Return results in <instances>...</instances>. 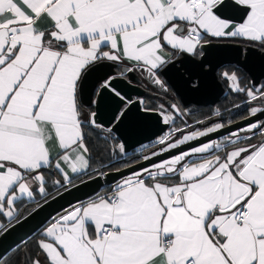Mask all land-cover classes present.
Returning a JSON list of instances; mask_svg holds the SVG:
<instances>
[{
    "label": "snow or ice",
    "instance_id": "6c2138e0",
    "mask_svg": "<svg viewBox=\"0 0 264 264\" xmlns=\"http://www.w3.org/2000/svg\"><path fill=\"white\" fill-rule=\"evenodd\" d=\"M214 44L245 56L219 76L247 123L117 87L136 77L167 96L177 63L203 68ZM252 51L264 55V0H0V242L65 193L120 175L0 264H264V68L249 67ZM106 98L119 105L108 127L92 110ZM133 104L163 126L139 155L116 136Z\"/></svg>",
    "mask_w": 264,
    "mask_h": 264
},
{
    "label": "water",
    "instance_id": "95a60500",
    "mask_svg": "<svg viewBox=\"0 0 264 264\" xmlns=\"http://www.w3.org/2000/svg\"><path fill=\"white\" fill-rule=\"evenodd\" d=\"M247 59L249 67L259 77L261 68H264V55L252 51L247 54ZM238 60L244 61L245 56L237 51V46L214 44L205 54L203 68H200L199 64L190 59H185L183 64L177 63L165 79L182 105H191L193 106L192 109L197 106H213L225 93V88L218 77L220 67L227 64L235 65ZM131 79V84L117 81V87L133 100L138 98L145 99L146 96H149L147 89L142 86L143 81L149 84L147 80L141 81L136 77H131ZM260 79L264 80V77H260ZM196 84H198V87L195 86ZM151 86L155 87L154 85ZM118 106V102L107 98L102 104L93 106L92 110L97 112V122L102 123L105 127L110 126ZM140 107L142 106L132 105L129 118L120 125V130L116 132V136L123 138L126 142L128 153L133 152L137 147L152 142L163 130V126L159 123V117L149 114L147 118H143L145 114L140 111ZM240 121L247 123L243 118ZM199 126L202 127L201 125ZM119 178L120 175L116 174L114 177H109L107 181L90 182L87 185H81L79 189H73L71 193H65L62 198H58L45 206L43 211L34 219H30L24 228L18 229L7 240L0 242V254L5 255L8 253L15 247L20 237L24 236L27 239L26 233L33 229H38V226L42 227L43 223H47L48 218L56 215L58 211H63L70 203L75 204L77 200H86L88 196L94 195L97 191L106 187L109 182L114 183ZM10 246H12L11 249Z\"/></svg>",
    "mask_w": 264,
    "mask_h": 264
},
{
    "label": "trees",
    "instance_id": "16d2710c",
    "mask_svg": "<svg viewBox=\"0 0 264 264\" xmlns=\"http://www.w3.org/2000/svg\"><path fill=\"white\" fill-rule=\"evenodd\" d=\"M233 66H234V64H227V65L220 67V69L218 71V76H219V73H221L223 71L231 70L233 68ZM219 79L221 80V82L225 88V93L223 94L221 99L215 105H213V107L211 105L206 106V107L198 106L197 107L198 109H196V110L194 109L195 110L194 113H195L197 118L206 119L207 117H209L208 114H210L214 108L226 110V109L232 107L233 105L242 102V97L230 92L227 82L224 81L223 79H221L220 76H219ZM145 101L147 103H151L153 105H158L157 101L153 97H151L150 95L145 97ZM188 120L191 121L193 119H192V117H189ZM98 143H100L101 147L103 146L102 140L99 141ZM140 148L141 147H137L136 149H140ZM133 154L139 155V153H137L135 150L132 153H130L129 155H133ZM101 158H102L104 163H107V157L106 156H102ZM120 159L123 161V160L127 159V157H121ZM103 188H105V187H103ZM12 249H14V248H12ZM12 249L8 253H6L4 255V257H5V260H8L9 258H13V262H14Z\"/></svg>",
    "mask_w": 264,
    "mask_h": 264
},
{
    "label": "flooded vegetation",
    "instance_id": "af4514ba",
    "mask_svg": "<svg viewBox=\"0 0 264 264\" xmlns=\"http://www.w3.org/2000/svg\"><path fill=\"white\" fill-rule=\"evenodd\" d=\"M219 77V76H218ZM142 86H144V88L145 89H147V93H148V95H150L151 97H159V99H155L156 101H157V103L159 104V103H161V102H166V103H168V102H170V103H173V102H176L177 101V95L175 94V92L171 89V92L167 95V96H165L162 92H160L157 88H156V86L155 87H152L150 84H148V83H145L144 81L142 82ZM171 88V87H170ZM239 104V103H238ZM187 108H189V109H192L193 108V106H186ZM198 107V106H197ZM195 108V110L196 109H198V108ZM213 107V106H212ZM214 109H217V108H214ZM213 109V110H214ZM192 110H194V109H192ZM194 110V111H195ZM212 110V111H213ZM223 113H224V116H225V119H228L229 118V111L232 113V115L233 116H235V118H236V120H240V119H242L243 118V115H236V113L237 112H239V113H242V114H246L245 113V110L243 109V108H241V109H239V110H236V109H234L233 108V106L232 107H230V108H228L227 110H229V111H225V110H223V109H220ZM211 111V112H212ZM206 119H209V117H207ZM211 119H215L214 117H211ZM235 122V121H234ZM189 123L190 124H195V121L194 120H189ZM197 129H200V130H202V127H200L199 125H196L195 126ZM192 129H189V131H191Z\"/></svg>",
    "mask_w": 264,
    "mask_h": 264
},
{
    "label": "rangeland",
    "instance_id": "374dc122",
    "mask_svg": "<svg viewBox=\"0 0 264 264\" xmlns=\"http://www.w3.org/2000/svg\"><path fill=\"white\" fill-rule=\"evenodd\" d=\"M154 140H155V139H154ZM154 140H153V141H154ZM150 143H151V142H150ZM150 143H146V144H144V145H148V144H150ZM140 147H141V146H140ZM131 153H132V152H131ZM129 154H130V153H129Z\"/></svg>",
    "mask_w": 264,
    "mask_h": 264
},
{
    "label": "built area",
    "instance_id": "2783aa9c",
    "mask_svg": "<svg viewBox=\"0 0 264 264\" xmlns=\"http://www.w3.org/2000/svg\"><path fill=\"white\" fill-rule=\"evenodd\" d=\"M137 149H135V151H136Z\"/></svg>",
    "mask_w": 264,
    "mask_h": 264
}]
</instances>
